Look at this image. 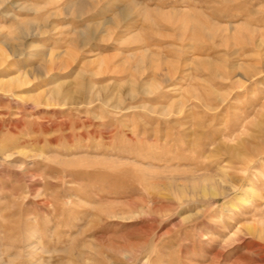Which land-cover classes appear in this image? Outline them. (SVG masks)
<instances>
[{"label":"rangeland","instance_id":"rangeland-1","mask_svg":"<svg viewBox=\"0 0 264 264\" xmlns=\"http://www.w3.org/2000/svg\"><path fill=\"white\" fill-rule=\"evenodd\" d=\"M0 264H264V0H0Z\"/></svg>","mask_w":264,"mask_h":264},{"label":"bare ground","instance_id":"bare-ground-1","mask_svg":"<svg viewBox=\"0 0 264 264\" xmlns=\"http://www.w3.org/2000/svg\"><path fill=\"white\" fill-rule=\"evenodd\" d=\"M250 29H252V28H250ZM258 44H260V43H258Z\"/></svg>","mask_w":264,"mask_h":264}]
</instances>
